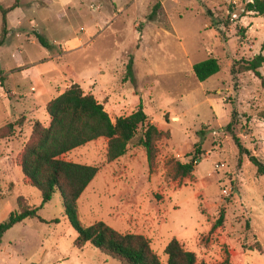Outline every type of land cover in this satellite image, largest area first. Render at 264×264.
Wrapping results in <instances>:
<instances>
[{"label": "rangeland", "instance_id": "rangeland-1", "mask_svg": "<svg viewBox=\"0 0 264 264\" xmlns=\"http://www.w3.org/2000/svg\"><path fill=\"white\" fill-rule=\"evenodd\" d=\"M249 1L19 0L6 14L4 33L2 7L16 0H0V127L16 125L0 140V223L19 207V197L42 205L40 190L23 183L14 160L35 119L50 125L32 81L40 68L55 66L42 77L46 85L56 78L60 90L53 87V97L77 82L105 99L114 118L143 104L165 133L153 169L139 144L142 130L127 154L112 162L106 139L63 156L99 167L78 200L84 225L104 221L148 237L161 264H168L165 248L173 238L195 252L199 264H264V175L227 129L237 112L234 133L264 162V83L252 71L232 74L237 60L264 54V14L245 12ZM210 58L221 70L200 81L194 65ZM5 153L10 160L2 162ZM195 156L194 171L179 176L177 163ZM221 211L225 219L216 226ZM38 214L4 235L0 264H123L91 243L75 245L78 232L59 190Z\"/></svg>", "mask_w": 264, "mask_h": 264}, {"label": "trees", "instance_id": "trees-1", "mask_svg": "<svg viewBox=\"0 0 264 264\" xmlns=\"http://www.w3.org/2000/svg\"><path fill=\"white\" fill-rule=\"evenodd\" d=\"M18 3L19 0H16L9 9L2 7L4 33L7 32L6 14L9 10L15 9ZM161 7L162 3L155 5L149 18L154 19ZM245 12L264 14V0H250L245 5ZM215 24L221 25L222 21L216 18ZM242 31L244 32V29ZM37 38L44 46L51 47L50 42L41 34L37 33ZM263 66L264 54L258 53L251 59L237 60L232 66V74L235 77L252 71L264 83V75L261 71ZM128 69L129 71L133 69L132 60L128 64ZM220 70L221 65L217 58H210L194 65V72L200 81H206ZM46 110L51 116L50 125L45 126L39 120L34 121L30 137L15 159V163L21 167L23 183L40 190L42 205L24 204V197H19V207L7 220L0 223V249L4 235L16 224L28 218L39 217L40 209L51 201L54 193L59 190L66 215L78 232L75 240L77 247H84L87 243H91L123 264H161V259L152 248L148 237L130 232L122 233L104 221L88 226L82 223L78 200L97 176L99 167L69 161L63 156L92 141L107 138V160L112 162L127 154L134 138L142 130L139 144L144 147L149 166L153 169L157 163L158 142L165 133L150 120L143 104H140L131 114L119 116L113 120L104 104L93 93L86 92L77 82L72 83L63 93L50 100ZM236 114L237 112L233 113V119L227 125V129L233 135L241 155L246 154L257 167L258 173L264 175V162L247 149L233 131ZM260 116L264 119V111L260 113ZM15 127L14 123L0 127V140L10 136ZM197 161L198 157L195 156L188 163L178 162L177 174L182 177L188 176L194 171ZM224 219L225 213L221 211L216 226L221 225ZM257 248L262 250L261 244H258ZM165 253L168 256V264H199L196 253L186 249L177 238H173L168 243ZM219 264H230V262L226 260Z\"/></svg>", "mask_w": 264, "mask_h": 264}, {"label": "crops", "instance_id": "crops-1", "mask_svg": "<svg viewBox=\"0 0 264 264\" xmlns=\"http://www.w3.org/2000/svg\"><path fill=\"white\" fill-rule=\"evenodd\" d=\"M135 26L136 27H138V24H135ZM67 44H70V42L68 41L67 42ZM67 50V49H66ZM65 50V51H66ZM49 63H51V62H49ZM55 68V66H53V67H44V68H40L38 71H36L35 72V76L33 77V81H32V85H33V89H34V93H35V97H34V99L35 100H37V101H43L44 102V106L46 107L47 106V104H48V102L50 101V100H52L53 98H55V97H53L52 96V92H53V87L58 91V90H60V88L59 87H57L56 85H55V83L53 82V81H50L49 82V84H43V80H42V77H43V74H46L47 72H49L50 70H53ZM4 74H6V73H4ZM99 74L101 75V76H103V75H105L106 74V72L103 70V69H101L100 70V72H99ZM55 77H57V76H55ZM9 78V77H8ZM52 88V89H51ZM67 88H65L64 90H62V91H59V94H61V93H63L65 90H66ZM12 92L14 93V92H16L15 90H13L12 89ZM58 94V95H59ZM57 95V96H58ZM96 96V95H95ZM97 97V96H96ZM97 99L100 101V102H102L103 104H104V106H105V109L109 112V114H110V116L112 117V119L113 120H116L117 119V117H119V116H115V118H114V116L111 114V112L109 111V109H108V102L107 101H105V99H102V98H98L97 97ZM124 107H126V105H124ZM138 107V106H137ZM144 109H145V107H144ZM121 111H123V110H121ZM131 114V113H130ZM124 115H129V114H124ZM123 115V116H124ZM37 119H35L34 121H36ZM33 121V122H34ZM40 121V120H39ZM153 122V121H152ZM50 123H51V120H50ZM31 131H32V128H31ZM100 139H106L107 141H108V139L107 138H100ZM99 140V139H98ZM9 158V159H8ZM6 160H10V156L7 154V153H5L4 154V156H3V158H1V161L2 162H4V161H6ZM14 164H15V166H16V168H21L19 165H17L16 163H15V160H14Z\"/></svg>", "mask_w": 264, "mask_h": 264}]
</instances>
